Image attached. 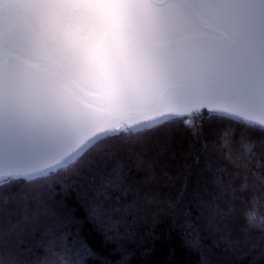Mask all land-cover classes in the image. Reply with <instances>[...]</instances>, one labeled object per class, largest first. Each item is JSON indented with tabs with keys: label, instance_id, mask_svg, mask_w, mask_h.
Masks as SVG:
<instances>
[{
	"label": "snow or ice",
	"instance_id": "6c2138e0",
	"mask_svg": "<svg viewBox=\"0 0 264 264\" xmlns=\"http://www.w3.org/2000/svg\"><path fill=\"white\" fill-rule=\"evenodd\" d=\"M262 198L264 0H0V264H111L154 204L261 264Z\"/></svg>",
	"mask_w": 264,
	"mask_h": 264
},
{
	"label": "trees",
	"instance_id": "16d2710c",
	"mask_svg": "<svg viewBox=\"0 0 264 264\" xmlns=\"http://www.w3.org/2000/svg\"><path fill=\"white\" fill-rule=\"evenodd\" d=\"M153 211L160 209L158 216L147 217L140 215L129 225L131 237L122 240L119 245L109 244L105 251L111 264H201L202 258L208 264H249L254 258L259 260L258 253H249L247 247L242 246L233 252L220 241L218 247H213L214 240H220V233L206 229L207 219L193 220L196 228L200 229L201 246L197 248L186 247L185 242L193 239V230L185 228L186 218L173 217L166 205H149ZM247 210L255 213L257 217H264V198L258 199L253 204H236L235 214L227 221L233 232V238L241 235L239 229L245 226L242 213ZM190 219V218H187ZM84 231L91 236L87 224L82 225ZM264 227L259 221L250 232V239L259 241V229ZM187 231V234L185 232ZM264 264V262H261Z\"/></svg>",
	"mask_w": 264,
	"mask_h": 264
},
{
	"label": "clouds",
	"instance_id": "9594fccd",
	"mask_svg": "<svg viewBox=\"0 0 264 264\" xmlns=\"http://www.w3.org/2000/svg\"><path fill=\"white\" fill-rule=\"evenodd\" d=\"M257 221L264 225V217H257L255 213H251L249 216V223L255 226Z\"/></svg>",
	"mask_w": 264,
	"mask_h": 264
},
{
	"label": "flooded vegetation",
	"instance_id": "af4514ba",
	"mask_svg": "<svg viewBox=\"0 0 264 264\" xmlns=\"http://www.w3.org/2000/svg\"><path fill=\"white\" fill-rule=\"evenodd\" d=\"M6 15L10 16V17H15L17 15L16 9L12 8V9H8L6 10Z\"/></svg>",
	"mask_w": 264,
	"mask_h": 264
}]
</instances>
